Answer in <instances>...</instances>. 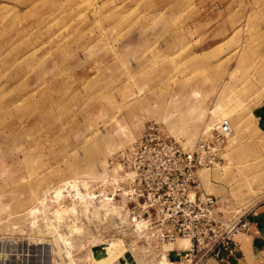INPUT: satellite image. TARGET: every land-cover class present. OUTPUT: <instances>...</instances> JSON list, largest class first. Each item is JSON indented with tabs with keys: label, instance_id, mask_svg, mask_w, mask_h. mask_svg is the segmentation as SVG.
<instances>
[{
	"label": "rangeland",
	"instance_id": "rangeland-1",
	"mask_svg": "<svg viewBox=\"0 0 264 264\" xmlns=\"http://www.w3.org/2000/svg\"><path fill=\"white\" fill-rule=\"evenodd\" d=\"M263 107L264 0H0V246L34 264L55 229L54 264H183L186 240L127 226L122 157L147 130L185 151L227 120L219 165L197 177L251 195L225 208L247 217Z\"/></svg>",
	"mask_w": 264,
	"mask_h": 264
},
{
	"label": "built area",
	"instance_id": "built-area-1",
	"mask_svg": "<svg viewBox=\"0 0 264 264\" xmlns=\"http://www.w3.org/2000/svg\"><path fill=\"white\" fill-rule=\"evenodd\" d=\"M229 134L228 122L222 120L211 132L201 133L190 150L178 148L167 135H151L148 130L132 143L119 165L129 229L141 224L143 233L160 243L186 240V248L172 251V257L183 264H228L234 238L248 233L251 224L244 214L218 217L215 200L198 186L197 172L219 164ZM121 224L116 230L123 231ZM27 253L24 247L12 252L0 246V264H30ZM39 256L37 252L34 264L39 263Z\"/></svg>",
	"mask_w": 264,
	"mask_h": 264
},
{
	"label": "crops",
	"instance_id": "crops-1",
	"mask_svg": "<svg viewBox=\"0 0 264 264\" xmlns=\"http://www.w3.org/2000/svg\"><path fill=\"white\" fill-rule=\"evenodd\" d=\"M250 120L256 127V131L264 137V107L259 117ZM214 168L216 166L211 169ZM199 176L198 186L204 194L211 196L215 200V209L218 217L232 219L234 218V215H230L232 214V210L226 212L225 208L230 209L229 205H238L240 207L250 201L251 195H245V198L248 197L246 202H241L244 199L242 195H233L232 197L230 193L231 189H225V185L220 182V176L218 175L209 174L206 183ZM262 198L261 202L246 211L247 218L251 224L249 233L239 234L233 240V256L238 255L234 259L235 264H264V195Z\"/></svg>",
	"mask_w": 264,
	"mask_h": 264
},
{
	"label": "bare ground",
	"instance_id": "bare-ground-1",
	"mask_svg": "<svg viewBox=\"0 0 264 264\" xmlns=\"http://www.w3.org/2000/svg\"><path fill=\"white\" fill-rule=\"evenodd\" d=\"M227 121V120H226ZM230 128V127H229ZM230 134H231V128H230ZM229 134V135H230ZM229 137V136H228ZM227 137V138H228ZM227 140V139H226ZM203 170H205V169H203ZM200 173V172H199ZM109 201H111L112 199L111 198H108V197H106ZM100 202H102V201H100ZM107 205V204H106ZM85 206H86V203H85ZM114 206V205H113ZM96 207H101V206H97L96 205ZM85 208V207H84ZM113 209H114V207H112V205H110V209H109V211H111L110 213L111 214H113L115 211H113ZM118 212V211H117ZM83 213H84V215L86 216L87 214H86V212H84V210H83ZM109 213V212H108ZM120 213H118V215H119ZM115 215V214H114ZM59 219V218H58ZM57 219V220H58ZM124 220V219H123ZM58 222H60L59 220H58ZM142 226L141 224H136L134 227H139V226ZM143 227V226H142ZM53 229V228H52ZM57 229V228H56ZM69 230V229H68ZM67 230V231H68ZM70 230H71V228H70ZM143 230H144V227H143ZM62 231V230H61ZM52 234V233H51ZM67 236H68V234H66V233H64L63 234V232L62 233H60V232H58V231H55V229H54V236L51 238V244H47L46 242L43 244V245H41L40 244V247L38 248V250H37V252H41V255H42V257H43V259H44V263L45 264H54L57 260H55L56 259V257H57V255H59L60 254V252L63 250V246H62V244L64 243V241L66 240V238H67ZM69 239V238H68ZM43 241V240H42ZM67 241V240H66ZM40 243H41V241H40ZM66 243V242H65ZM38 245V244H37ZM48 245H51V249H49L48 250ZM52 252V254H53V257H51V255H50V253ZM40 255V256H41ZM52 258V259H51ZM41 260H42V258H41ZM40 260V262L42 263V261Z\"/></svg>",
	"mask_w": 264,
	"mask_h": 264
},
{
	"label": "water",
	"instance_id": "water-1",
	"mask_svg": "<svg viewBox=\"0 0 264 264\" xmlns=\"http://www.w3.org/2000/svg\"><path fill=\"white\" fill-rule=\"evenodd\" d=\"M236 257H238V255H235V256H233L232 258L227 259V263H228V264H235L234 259H235Z\"/></svg>",
	"mask_w": 264,
	"mask_h": 264
}]
</instances>
